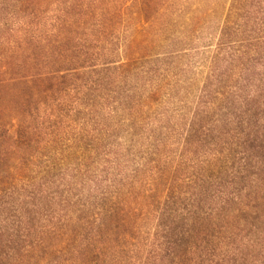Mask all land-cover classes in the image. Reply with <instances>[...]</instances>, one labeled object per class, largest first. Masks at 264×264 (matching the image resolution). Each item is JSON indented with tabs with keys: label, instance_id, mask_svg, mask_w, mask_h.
I'll use <instances>...</instances> for the list:
<instances>
[{
	"label": "trees",
	"instance_id": "obj_1",
	"mask_svg": "<svg viewBox=\"0 0 264 264\" xmlns=\"http://www.w3.org/2000/svg\"><path fill=\"white\" fill-rule=\"evenodd\" d=\"M222 9L0 0V264H264V0Z\"/></svg>",
	"mask_w": 264,
	"mask_h": 264
},
{
	"label": "rangeland",
	"instance_id": "obj_2",
	"mask_svg": "<svg viewBox=\"0 0 264 264\" xmlns=\"http://www.w3.org/2000/svg\"><path fill=\"white\" fill-rule=\"evenodd\" d=\"M216 1L221 3V11H220L219 15L222 16V14L224 12V10L222 8H224V5L228 2V0H216ZM207 38H209L208 39L209 43H208V41H206L205 44H203V43L200 44L199 48H198L200 52L196 53V55L193 57V59L195 61H194L193 65H192V72L193 73L190 74L191 76H192V74H195V76H196L197 73L200 74L202 72L201 70H202L203 65H204V59H203V54L202 53H204V50L206 49L204 47H208L209 46L208 44H210L211 43L210 41H212V38H211L210 34H208ZM198 77H200V76H198Z\"/></svg>",
	"mask_w": 264,
	"mask_h": 264
}]
</instances>
